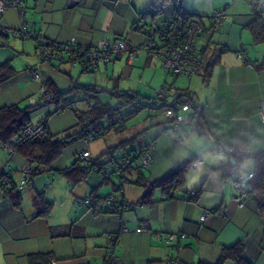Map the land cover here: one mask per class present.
Returning a JSON list of instances; mask_svg holds the SVG:
<instances>
[{
  "label": "crops",
  "instance_id": "obj_1",
  "mask_svg": "<svg viewBox=\"0 0 264 264\" xmlns=\"http://www.w3.org/2000/svg\"><path fill=\"white\" fill-rule=\"evenodd\" d=\"M5 1L0 0V4ZM146 3L147 0H22L21 9L9 6L3 9L1 18L6 27H20L19 12L22 10L28 28L41 32L45 41L61 43L75 38L79 43L95 44L105 37L113 39L124 36L130 45L138 46L144 41V36L133 30L132 24L139 9ZM181 6L183 11L198 16L202 21L204 30L198 37L197 49L200 53L204 51L203 63L197 73L188 77L189 82L185 87L178 88L175 81L163 85L188 89L194 94L202 105L203 131L190 130L182 125L172 135L165 132L169 128L165 124L161 130L145 132L142 128L135 134H129V126L134 125L129 123L131 119L122 132H126V135L119 140L142 133L141 137L145 136L147 142L154 144L152 164L138 179L143 184L161 178L180 161L195 157L194 162H198V165L188 167L185 191L176 192L175 198L161 200L162 192L156 189L151 196L154 200L152 204L135 206L120 215L94 213L86 207L80 213L75 208V217L71 222L78 226L81 236L51 238L49 226L71 222H58L51 218V212L47 218H31L32 202L31 205L23 203L17 209L2 196L0 189V201L6 200V204L0 206V264H28L29 253L49 251L54 260L48 264H102L110 246L106 237L109 233H118L119 243L114 247V252L121 264H164L165 259H174L184 264H196L199 261L214 263L222 246L239 240L244 242V257L248 261L264 264V220L254 200L246 196L239 202L234 201L237 191L233 179H224L221 172L215 169L221 164L234 161L232 153H218L216 149L219 146L239 152L264 148V121L260 117V110L264 108V65L261 64L264 60V43L253 44L251 33L245 28L253 19L252 5L247 0H182ZM220 12L223 13L221 24L216 26L212 17ZM10 36V33L0 31V63L10 61L12 65L11 61L16 58L29 57L28 65L40 75V81H35L29 69L27 71L25 68L23 70L26 73L21 79H32L34 83L25 86L18 82L15 85L6 84L20 70L18 66L15 68L12 65L15 75L0 84V107L19 103L24 98H29L31 104L35 103L37 98L32 95L37 89L42 91V84L48 79L53 80L60 89H67L75 81L72 69L68 68L66 53H59L51 61L44 62L37 55L34 39ZM142 50L135 62L139 60ZM143 56V66H156V61L146 51ZM123 58L128 68L119 73L122 75L128 72L126 75L130 77L135 62L129 61L128 53H125L112 60V63L101 64L95 73H91L92 78L96 79L99 71L108 74L112 67L111 79H114L116 68L121 67L119 60ZM207 62L213 64L209 72L205 73ZM61 66L67 67L62 69ZM56 69L65 75L56 73ZM77 77L76 81H79ZM192 79H196L195 85ZM115 81L111 91L113 87L123 89ZM95 83L101 87L99 94L107 87H104L103 82ZM124 89L134 90L143 96L150 93L139 86L132 88L130 85ZM168 119L166 117L163 121ZM44 121L49 130L47 121ZM193 132L198 137H192ZM184 139L190 141L188 148L181 143ZM113 141L117 143L118 138ZM103 147L100 152L106 149V146ZM180 148L184 150L179 151ZM87 149L90 151V148ZM90 154L92 157L97 155L91 151ZM14 156L8 155L9 160L0 162V173L7 171L6 165L8 163L10 166L11 159L13 166L8 170L20 169L22 174L26 163ZM252 166V160L246 159L239 172L242 174L243 167L246 175ZM124 175L123 198L127 202H135L144 194L145 188L133 182L137 179L133 170L126 171ZM54 179L52 174H47V181L52 182ZM36 183L33 180L31 184L29 201L36 192L42 191V187ZM80 183H84L81 188L85 198L94 188L101 196L117 192L114 184L117 182H103L97 170L91 171L86 180ZM68 185L72 184L68 181ZM200 186L202 191L197 199L185 198L188 191ZM206 210L209 214L202 220L201 215ZM139 226L147 227L148 231H135ZM166 233L177 236L174 241L166 244L162 238ZM225 264L233 262L227 261Z\"/></svg>",
  "mask_w": 264,
  "mask_h": 264
},
{
  "label": "trees",
  "instance_id": "obj_2",
  "mask_svg": "<svg viewBox=\"0 0 264 264\" xmlns=\"http://www.w3.org/2000/svg\"><path fill=\"white\" fill-rule=\"evenodd\" d=\"M155 1L156 0H150L149 3L147 2L145 4L143 11H138V16L132 24V29L138 31L144 36V41L141 45L146 41L148 36L160 40L163 31V21L171 16L183 15L185 18H199L198 16L183 11L182 6L175 7L174 0H170L172 4L171 12L164 16L162 14V8L158 7L155 4ZM247 1L252 5L251 11L253 19L245 25V28L251 33L253 44L264 43V13L259 15L256 12L255 7H253L256 4L254 3L255 1L264 0ZM138 21L143 25L142 29L138 25ZM41 39L42 41H36V48L37 43L39 42L50 49L56 48L58 45L60 46V44L65 42L56 43L45 41L43 36ZM203 52L204 51H201V53L199 52L200 64L198 69L203 63ZM212 64V62H207L205 73L209 72V68ZM261 64L264 65V60ZM198 69L195 73L198 72ZM15 72L16 71L12 67L10 61L0 63V84L12 78L15 75ZM81 72L84 73L88 71L81 69ZM100 88L101 87L96 83L84 84L74 81L67 89H60L51 79H48L42 84L44 102L56 103V111L58 112L62 111L61 108H64L65 110L71 109V107L79 101H83L86 104L84 110L74 109L76 115V123L74 126H77L78 130L74 133L63 134L60 136L51 134L46 126L45 137L42 139H29L13 143L12 139L14 137H19L23 129L27 125L32 124L29 118L32 109L41 104L38 102L22 107L19 103H12L0 107V143L3 147L12 144V154H19L24 158L26 163L25 167H27L26 185H31L34 178L41 172H44L45 169L59 172L68 179L70 184H77L85 181L91 171L97 170L103 182L112 181L113 178L117 179V183H114L115 189L118 192H116L117 199L110 207L105 206L104 202L109 195L114 194V192L109 193L106 196H101L98 195L97 189L94 188L89 195L79 203V206H81L82 203L84 207L94 213L107 212L116 215H120L123 211L130 210L138 205L152 204L154 200L151 196L156 189H160L162 192L161 200L175 198L177 197L176 192L181 190L185 191V174L188 167L195 161V157L187 159V162L183 167L173 168L157 180L144 184L138 180L143 176L144 171L150 167L140 169V157L146 151H149L152 155L154 147L152 142H147L146 140L140 142L142 133L118 140L116 144L109 146L98 156H91V158L86 161V164L83 165H80L77 162V154L88 150L86 144L90 138L92 140L98 139L100 136L110 131L123 132L126 129V123L146 108L158 112L160 110L164 111L175 103H188L194 105V103L198 101L194 94L188 89H176V92L171 94L170 98L158 101L155 94L152 96H143L134 90L113 87L112 95L117 98V103L112 104L109 101L102 102L99 100L98 90ZM48 97L50 98L49 100L47 99ZM194 117L197 129L202 132V112ZM162 122L163 124H168V127H170V119ZM162 122H159V124H162ZM77 139L83 141L84 148H81L76 152L74 162L66 168L54 165L63 149ZM221 147L226 149L224 146ZM232 154L234 155V161L221 164L215 169L221 172L224 179L232 178L233 182L238 175L245 177V192L242 197L247 196L254 200L256 209L264 220V148H257L248 152L232 150ZM123 158L127 160V164L122 168L121 173L115 176L113 174L115 167ZM246 159L252 160L253 166L251 171L245 175L239 172V168L242 165V162ZM130 169L137 175V179L133 182L145 188L144 194H142L135 202H127L123 198V185L125 182L124 173ZM5 173L7 172L1 173L3 174L0 183L2 196L18 209L22 204V188H18V183L12 178L11 172L10 175L4 178L3 176ZM101 175H103V177ZM201 191V186L190 190L186 193L185 198L188 200H195L200 195ZM31 202L33 207L31 218H47L50 215L53 202L47 199L45 196V190L36 192L35 195H33ZM48 230L51 238L81 236L79 233L80 229L75 225V222L65 225L49 226ZM116 234L118 235V233ZM109 249L110 247L107 248L106 257L102 264H113L107 255ZM52 260H54V256L51 251L34 252L27 255L28 264H48ZM227 261H231L233 264H252L244 257L243 241L239 240L231 245L222 246L220 255L214 263L199 261L196 264H225ZM119 264H121L120 258ZM167 264L184 263H179L174 259H170Z\"/></svg>",
  "mask_w": 264,
  "mask_h": 264
},
{
  "label": "built area",
  "instance_id": "obj_3",
  "mask_svg": "<svg viewBox=\"0 0 264 264\" xmlns=\"http://www.w3.org/2000/svg\"><path fill=\"white\" fill-rule=\"evenodd\" d=\"M22 0H7L0 4V31L10 33L15 37L32 38L35 41H42L41 32L31 31L28 26L24 23L22 15V10H20V21L22 25L17 28L6 27L2 23L1 12L3 9L9 6H15L21 9ZM256 12L259 15L264 13V1H255ZM182 0H174L175 7H181ZM223 13H216L213 15L212 20L214 24L219 26L221 24V18ZM138 25L143 28L141 22ZM204 27L201 19L197 17L185 18L183 15H174L163 21V31L161 33V39L157 40L154 37H149L142 45L134 46L130 45L127 38L124 36H119L115 38L105 37L95 44H85L79 43L75 38H70L64 43L58 45V47L50 49L46 45L37 43L36 52L42 61H51V59L57 57L59 53H66L68 55L67 60L72 67L79 66L80 71L85 70L89 73H95L101 64L111 62L112 60L121 57L125 53H128L129 61L136 59L143 49L152 58L159 60L161 66L169 73L183 77H190L198 69L200 64L199 51L197 49V40L200 33L203 31ZM31 77L35 81H40V75L32 67H28ZM176 89L172 86L163 85L157 92L155 96L158 101L161 99H168L170 95L175 93ZM50 99L49 97L47 98ZM35 104V103H32ZM60 110V107H59ZM64 111V108H61ZM202 112V105L200 102H195L194 105L188 103H175L173 106L166 108L164 110L165 116L170 119V128L175 132L181 128L182 125L188 127L190 130H196L197 125L195 122V115ZM260 117L264 121V108L260 110ZM45 121L38 124L27 125L23 131L20 133L19 137H14L12 139L13 143L22 142L31 139H42L45 137ZM92 141L90 138L88 142ZM8 154L13 153L12 144L4 146ZM216 151L220 154L222 153H232L231 149H224L219 146ZM91 158L89 150L83 151L77 154V162L80 165L86 164V161ZM153 161L152 155L149 151L144 152L140 157V169L148 168ZM127 164L126 159H121L115 167L114 175L117 176L121 173L122 168ZM198 162H193L191 167H196ZM0 173V178H2ZM10 175V172L4 174V178ZM27 167L22 169L21 180L18 183V188H23L26 185ZM103 177V175H101ZM245 177L242 175L236 176L233 182V186L237 191L234 196V201L239 202L243 196ZM118 193V192H117ZM117 193L109 195L107 200L104 202L105 206L110 207L117 199ZM81 205H83L81 203ZM209 214V211H204L201 215V219ZM137 232L148 231L145 226H139L135 229ZM183 237V234H178ZM176 234L166 233L162 236L166 244L171 243L175 240ZM107 239L110 241V249L108 250V258L113 264H119V257L115 254L114 248L119 243V237L116 233L106 234ZM170 259H165L164 263H169Z\"/></svg>",
  "mask_w": 264,
  "mask_h": 264
},
{
  "label": "rangeland",
  "instance_id": "obj_4",
  "mask_svg": "<svg viewBox=\"0 0 264 264\" xmlns=\"http://www.w3.org/2000/svg\"><path fill=\"white\" fill-rule=\"evenodd\" d=\"M149 1L150 0H147L148 3ZM126 2H129V0H126ZM155 4L158 7L162 8V11H163L162 14L164 16L171 12L172 4L170 0H156ZM143 9L144 7L139 10L143 11ZM21 17L23 18L24 23L27 25L23 17V14L21 15ZM19 23L20 25H22V22L20 21V14H19ZM11 36L15 37L13 35ZM144 53L145 51L143 52L142 50L140 54L141 56L139 57V60L137 62H135V59L133 60L135 63L133 65L131 75L129 74L130 77L126 75L128 72L127 73L124 72L122 75L119 73L120 70H125L128 68L127 66H125V58L119 60L122 68L121 67L116 68L114 79H111L110 69H112V67H110L108 74L105 71L97 72L96 79L92 78L91 73L89 72L81 73L79 66L72 67L69 63L68 68L72 69L71 74L73 76V80L76 81L78 78L77 76H79V81H78L79 83L88 84V83H95V81L103 82L102 84L104 85V87L107 86L104 89H107L108 91H111V86L114 80H117L115 81L116 84H121V86H123L122 87L123 89L128 88V86L130 85L132 86V88L139 86L141 89L147 90L146 92H150L149 94H147V96H152L155 92H157V90L163 84H171L173 81H175V85L178 88L185 87L188 84L189 79L187 77H183V76L175 77L173 74L169 72L167 73V71L161 66L159 60L157 59L154 60L156 61V66H154L153 64L143 66ZM31 54H33V51ZM28 59L29 57L27 59L22 58L18 60L16 58L14 59V61H11L12 65L15 68H17L16 66H18L19 67L18 69L20 70H18V74H16L15 77H13L11 80L9 79L10 81L6 82V84L15 85L18 82L20 85L22 83L25 86L27 84L30 85L31 83L35 82L32 79H26V80L21 79V76L25 75L26 73L23 69L26 68L27 70L29 67ZM109 63H112V62H109ZM53 64H56V62H54ZM65 67L67 66H61L60 68L63 69ZM55 71H58L56 73L65 75V73H62V71L60 70L56 69ZM105 75H107L106 77L108 79L105 78ZM195 80L196 79H192L193 84L196 82ZM108 91L101 92L99 94V100L102 102L109 101L112 104H116L117 98L111 95ZM32 96H36L37 98L36 99L37 101L34 100L35 103L39 102L41 104L33 108L30 113L29 118L32 124H37L40 121L46 120L51 134L58 135V136L63 135V134L74 133L78 130V127L74 126L76 123V115L74 113V109L84 110L86 106L85 102L79 101L76 104H74L71 107V109L58 112L56 111L57 110L56 103H53V102L45 103L44 102L42 91H40L39 89H37V91H35V93ZM30 104L31 103L29 102V98H26V99L24 98L19 102V105L22 107L30 105ZM132 119L133 120H131L129 123L134 124V125L129 126V129H128L129 134H135V132L139 130H143V129L146 130L145 132H148L152 129L161 130L163 126L165 125L163 124L162 121L166 119V116L164 114V111L160 110L158 112L157 111L155 112L154 110H151L150 108H146L142 110L137 116L133 117ZM159 122H162V124L161 123L159 124ZM140 123H142L141 126H138V124ZM134 126H138V127L134 130L133 129ZM165 132L172 134V135L174 134L173 130L170 127L166 129ZM125 135H126V132L122 134V132L111 131V132H108L100 136L98 139L88 142L86 144V148L87 147L90 148L91 153L93 155L97 154L96 156H98L101 153L100 151L102 150V148H104L103 146H106V148H108L109 146H112V144H114L112 142L116 143V141H113L114 138L117 137L119 140V138ZM192 137L196 138L198 137V134L193 132ZM144 140H146L145 136L140 138V142H143ZM186 140L188 139H184V141L181 143L188 148L190 141H186ZM105 143H107V145H105ZM81 148H84V143L82 140L77 139L73 141L66 148L63 149L61 155L55 161L54 165L64 167V168L69 167L75 160L76 152L80 150ZM183 150H184L183 148H180L179 151H183ZM8 155H9L8 152L5 150L4 147L1 146V143H0V162H5L6 159L9 160L7 157ZM14 157L25 161L19 154H15ZM9 162H10V166L8 163L7 165L5 164L6 169H7L6 172H11V175L14 181L16 183H19V181L21 180V176H22L21 170L20 169H16L15 171L8 170L9 167L13 166V161H11V159ZM179 163H177L174 168H176V166ZM146 170L144 172H146ZM241 170H242V174H245V168L242 167ZM47 174H52L53 177L55 178L54 181L52 182L47 181L46 180ZM34 180L37 181L39 186L42 187L41 190H45V196L47 197V199L53 202V206L51 210V218L53 217V219H56V221L61 222L62 224L69 223L73 220L72 218L75 217V210L77 208L79 209L80 213L85 210V207L83 205L79 206V203L81 202V200L85 198V193H82L83 190L81 188L83 187L84 183H80V184L77 183V184H72L69 186L68 179L65 176L51 169H45L44 172H41L40 174H38V176H36ZM113 180L117 182L116 178H113ZM31 191H32L31 185H25L22 188V193H23L22 204L29 203V205H31V201H29V197H28ZM76 196L78 199L76 198Z\"/></svg>",
  "mask_w": 264,
  "mask_h": 264
},
{
  "label": "water",
  "instance_id": "obj_5",
  "mask_svg": "<svg viewBox=\"0 0 264 264\" xmlns=\"http://www.w3.org/2000/svg\"><path fill=\"white\" fill-rule=\"evenodd\" d=\"M99 90H100V89H99ZM104 91L107 92L108 90L105 89ZM108 92H109L111 95L113 94V91H108ZM186 162H187L186 160L181 161V162L176 166V168L183 167V166L186 164ZM4 204H6V200L3 199V200L0 201V206H2V205H4Z\"/></svg>",
  "mask_w": 264,
  "mask_h": 264
},
{
  "label": "clouds",
  "instance_id": "obj_6",
  "mask_svg": "<svg viewBox=\"0 0 264 264\" xmlns=\"http://www.w3.org/2000/svg\"><path fill=\"white\" fill-rule=\"evenodd\" d=\"M45 123H46V122H45ZM193 179H195V177H194Z\"/></svg>",
  "mask_w": 264,
  "mask_h": 264
}]
</instances>
